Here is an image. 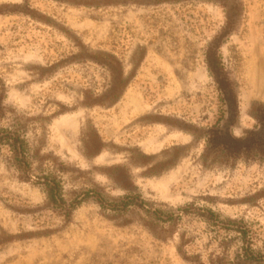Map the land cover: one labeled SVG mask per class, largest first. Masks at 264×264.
Returning <instances> with one entry per match:
<instances>
[{
	"label": "rangeland",
	"instance_id": "374dc122",
	"mask_svg": "<svg viewBox=\"0 0 264 264\" xmlns=\"http://www.w3.org/2000/svg\"><path fill=\"white\" fill-rule=\"evenodd\" d=\"M236 2L228 128L222 0H0V136L27 148L0 146V264H264V157L223 145L264 106V0Z\"/></svg>",
	"mask_w": 264,
	"mask_h": 264
},
{
	"label": "trees",
	"instance_id": "16d2710c",
	"mask_svg": "<svg viewBox=\"0 0 264 264\" xmlns=\"http://www.w3.org/2000/svg\"><path fill=\"white\" fill-rule=\"evenodd\" d=\"M222 1V5L226 10V22L221 33L214 38L213 42L208 47L207 63L210 73L218 85L222 100L226 105V113L228 115L227 125L228 128H230V126L233 125L238 119V98L234 85L227 77L224 68L219 62L218 48L220 47V42L224 38L228 37L235 29L240 18L243 16L244 6L240 2H236V0ZM262 107V109L254 110L252 112V116H254L258 122V127L255 130L248 131L242 137L230 136V130H227L229 132L230 138L228 142H223V145H225V148L229 153H244L248 156L264 157V106ZM218 135L219 132L213 131L208 142L214 144L219 138ZM5 138V136H0V146L2 144H6L12 151L15 158L19 161L25 159L27 148L23 135L19 132H13L8 140ZM45 185L47 196L52 202L58 204L59 202L63 203L65 201L61 193L62 186L59 181L54 180L52 182H47ZM77 204L78 203H73L72 209L75 208Z\"/></svg>",
	"mask_w": 264,
	"mask_h": 264
}]
</instances>
